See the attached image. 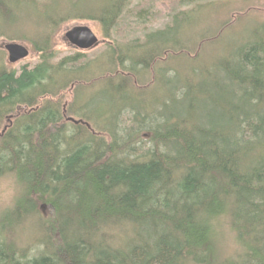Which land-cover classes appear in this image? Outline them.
Returning <instances> with one entry per match:
<instances>
[{
  "label": "trees",
  "instance_id": "1",
  "mask_svg": "<svg viewBox=\"0 0 264 264\" xmlns=\"http://www.w3.org/2000/svg\"><path fill=\"white\" fill-rule=\"evenodd\" d=\"M198 1L0 0V40L40 55L17 71L0 49V177L20 189L0 264H264V21L239 37L174 25ZM158 2L175 20L147 31ZM75 19L106 48L56 61Z\"/></svg>",
  "mask_w": 264,
  "mask_h": 264
},
{
  "label": "rangeland",
  "instance_id": "2",
  "mask_svg": "<svg viewBox=\"0 0 264 264\" xmlns=\"http://www.w3.org/2000/svg\"><path fill=\"white\" fill-rule=\"evenodd\" d=\"M138 1L139 0H131L133 5ZM190 9H194V11H191L186 15H184L183 17H180V19H178L174 25H193L200 32H202V30H205V28H212V27L214 28L227 23L228 28L225 29V33L223 32V35L226 36L233 34L232 36L234 37L237 35L241 36L243 32L247 31V29L251 28L253 25H256L264 21V0H201L191 4H185L181 8L179 7L176 13L181 11H188ZM160 10H164V7L160 2H158L156 6L151 10V12H149L148 19H145L146 22L145 25H147V31L162 29L167 25L173 24L176 15L173 14L174 12L171 13L164 10L165 11L164 15L158 17L152 15L150 17V13L155 14L156 11H160ZM76 25L90 26L93 29V31L98 35L101 41L100 44L89 50H82L72 45L66 38L65 33L70 28ZM142 36L143 33L140 32L134 36L129 37L128 39H124L123 42L126 43L129 40L139 38ZM211 38H214V36H212ZM52 41L54 43V48L57 53L56 61L58 59H61V57L65 55L75 54L77 52L84 53L86 55L84 58L85 60L87 61L92 60L101 51H103L106 48V44H107L106 43L107 38L103 33L100 23L94 20H82V19L69 20L63 23L56 31V33L53 35ZM117 41H121V40H117ZM7 42H11V41L6 39H1L0 49L4 51L5 62L9 68L20 71L22 66L26 64L33 66L39 61L40 55L39 53L36 52L34 48V44L29 40L17 39L15 40V42L23 43L29 47L30 54L27 58L22 59L18 62H14V63L9 62L8 52L4 48V45ZM208 43H210L211 45L214 44V47H210L207 49L206 53L208 58L212 57V54L215 51V44L216 46H222V44L223 45L225 44V42L220 39L214 42L210 41ZM204 51H205V46H204ZM204 58L205 57H203L202 55L200 61L197 62V64H200L199 66L203 65L202 62L205 61ZM85 60L81 59L80 62ZM92 87L93 86H90L88 88L91 89ZM93 97L94 100L102 98L96 93L93 95ZM70 98H71V94H69L68 99ZM103 98H106V96H103ZM103 101L104 104H106V101L105 100ZM92 103L95 104V102H90V104ZM99 108H100L99 111H102V108L101 107ZM94 116H96V114ZM4 124L5 121L0 125V128L4 126ZM19 191L20 189L16 181V178L12 174H4L3 176L0 177V212L6 208H9L14 203V200L17 194L19 193ZM44 211L47 214L49 212V209L44 208ZM23 233L25 234L32 233L33 235H35L37 234V229L31 224H26L24 225ZM33 246L38 247L41 245H39L38 243H34ZM31 252L34 253L35 251L31 250Z\"/></svg>",
  "mask_w": 264,
  "mask_h": 264
},
{
  "label": "water",
  "instance_id": "3",
  "mask_svg": "<svg viewBox=\"0 0 264 264\" xmlns=\"http://www.w3.org/2000/svg\"><path fill=\"white\" fill-rule=\"evenodd\" d=\"M65 36L72 45L82 50L92 49L101 42L98 35L88 25H76L70 28ZM4 48L8 52V60L11 63L25 59L30 54L29 47L20 42H7Z\"/></svg>",
  "mask_w": 264,
  "mask_h": 264
},
{
  "label": "bare ground",
  "instance_id": "4",
  "mask_svg": "<svg viewBox=\"0 0 264 264\" xmlns=\"http://www.w3.org/2000/svg\"><path fill=\"white\" fill-rule=\"evenodd\" d=\"M15 7V6H14ZM13 8V7H12ZM13 12H14V10H13ZM186 21V20H185ZM1 25V24H0ZM146 86V85H145ZM62 93V92H61ZM62 96V95H61ZM56 99V98H55ZM81 100V99H80ZM63 101V100H62ZM82 102V101H81ZM42 104V103H41ZM85 104V103H84ZM11 106V105H10ZM67 115V114H66ZM71 115V114H70ZM19 228V227H18ZM19 230H20V228H19ZM232 234H234V232L232 233ZM236 234H237V232H236ZM233 237V236H232ZM237 239V238H236ZM234 240V239H233ZM235 241H237V240H235ZM238 243H240V242H238ZM240 245V244H239Z\"/></svg>",
  "mask_w": 264,
  "mask_h": 264
}]
</instances>
